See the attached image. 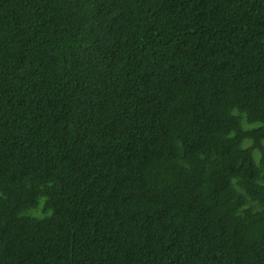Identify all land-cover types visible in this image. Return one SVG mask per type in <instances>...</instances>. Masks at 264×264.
Segmentation results:
<instances>
[{"label":"trees","instance_id":"1","mask_svg":"<svg viewBox=\"0 0 264 264\" xmlns=\"http://www.w3.org/2000/svg\"><path fill=\"white\" fill-rule=\"evenodd\" d=\"M0 264H264V0H0Z\"/></svg>","mask_w":264,"mask_h":264}]
</instances>
